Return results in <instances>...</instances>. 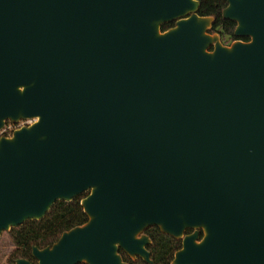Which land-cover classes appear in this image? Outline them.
I'll return each instance as SVG.
<instances>
[{"label":"water","instance_id":"95a60500","mask_svg":"<svg viewBox=\"0 0 264 264\" xmlns=\"http://www.w3.org/2000/svg\"><path fill=\"white\" fill-rule=\"evenodd\" d=\"M200 7L0 0V132L33 122L0 137V238L80 198L36 264H154L150 228L171 264H264V0H228L230 46Z\"/></svg>","mask_w":264,"mask_h":264},{"label":"trees","instance_id":"16d2710c","mask_svg":"<svg viewBox=\"0 0 264 264\" xmlns=\"http://www.w3.org/2000/svg\"><path fill=\"white\" fill-rule=\"evenodd\" d=\"M201 7L198 14L202 17H213L215 29L223 39L233 37L235 24L222 18V12L228 5V0H197ZM175 27V23L163 27V31ZM80 198L72 202L56 203L47 216L40 222L29 221L21 227L13 229L10 233H4L7 243L15 247L10 255L8 264H15L19 259H26L36 264L32 257L34 247L44 249L55 244L64 232L82 226L87 222ZM147 235L152 239L153 245L148 248L154 264H171L175 253L182 248L181 241L163 235L157 228H150ZM124 262L128 264H146L143 260L133 262L126 254L121 252Z\"/></svg>","mask_w":264,"mask_h":264},{"label":"rangeland","instance_id":"374dc122","mask_svg":"<svg viewBox=\"0 0 264 264\" xmlns=\"http://www.w3.org/2000/svg\"><path fill=\"white\" fill-rule=\"evenodd\" d=\"M14 251L15 247L7 243L6 234H3L0 238V264H8V259Z\"/></svg>","mask_w":264,"mask_h":264},{"label":"flooded vegetation","instance_id":"af4514ba","mask_svg":"<svg viewBox=\"0 0 264 264\" xmlns=\"http://www.w3.org/2000/svg\"><path fill=\"white\" fill-rule=\"evenodd\" d=\"M228 6V5H227ZM215 22H216V20H215ZM215 22H214V24H213V29H212V31H211V33L213 34V35H220V37H221V41H222V44L224 45V46H230L231 44H233L234 42H238V41H241V42H243V43H249L250 41H251V38H249V37H247V36H245V37H241V38H236L235 36H234V32H233V37L232 38H230L229 40H226V39H223V37L221 36V34L218 32V30L217 29H215V27H214V25H215ZM230 22V21H229ZM232 23V22H231ZM233 24H235V23H233ZM235 28H236V24H235ZM234 31H235V29H234ZM211 50H213V48L211 49Z\"/></svg>","mask_w":264,"mask_h":264},{"label":"built area","instance_id":"2783aa9c","mask_svg":"<svg viewBox=\"0 0 264 264\" xmlns=\"http://www.w3.org/2000/svg\"><path fill=\"white\" fill-rule=\"evenodd\" d=\"M32 123L33 122H31V121L22 122L20 124H13V123L9 122L5 126V128L0 132V137H11L15 130L22 128L24 126H29Z\"/></svg>","mask_w":264,"mask_h":264}]
</instances>
